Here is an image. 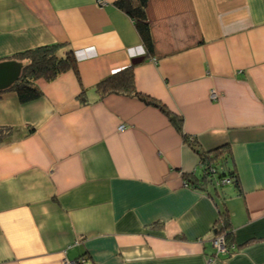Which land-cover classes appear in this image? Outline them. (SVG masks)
I'll use <instances>...</instances> for the list:
<instances>
[{
    "label": "crops",
    "instance_id": "0c3cea01",
    "mask_svg": "<svg viewBox=\"0 0 264 264\" xmlns=\"http://www.w3.org/2000/svg\"><path fill=\"white\" fill-rule=\"evenodd\" d=\"M116 1L0 0V61L60 43L78 70L0 93V264H264V0H148L134 85L167 111L96 90L144 47ZM218 147L235 177L202 185Z\"/></svg>",
    "mask_w": 264,
    "mask_h": 264
},
{
    "label": "trees",
    "instance_id": "16d2710c",
    "mask_svg": "<svg viewBox=\"0 0 264 264\" xmlns=\"http://www.w3.org/2000/svg\"><path fill=\"white\" fill-rule=\"evenodd\" d=\"M147 2L148 0H118L115 4L124 10L132 19L135 28L141 36L144 46L143 48L145 50V57L148 58L153 52L154 45L146 15ZM61 47L62 45L60 43L45 44L18 51L9 57H6V59H14L23 64L19 78L6 90L15 92L21 102H27L41 96L42 91L37 84V80L41 78L50 81L71 69L78 77L76 59L73 51L65 50L63 53H60L59 48ZM96 90L99 92L100 96L107 92H131L141 98L144 102L155 105L163 111H167V109L158 101L145 95H141L138 91H136L132 64L101 79L96 85ZM3 91H0V93ZM82 94H84V91H81V95ZM168 116L177 131L182 133V118L172 113H169ZM8 133L9 131L6 129L0 128V140L7 136ZM184 137L186 141L189 140V137ZM221 148L222 147H218L209 151L213 152V155H206L205 153L201 154L200 163L203 168L200 174L199 182L202 185H210L212 183L215 184L214 178H216L217 181H221V178H219L221 176L223 178L230 179L235 177L234 172L230 168L227 167V172L223 169L219 170L217 168V165H220L221 167L224 165L221 161L219 162V160L223 159L225 161V158H227L225 150L223 153L219 152ZM212 168L215 169V171H212ZM227 227V219L225 215L222 216V219H220L218 230L224 231ZM225 234V240L228 244L232 241V233L227 232Z\"/></svg>",
    "mask_w": 264,
    "mask_h": 264
},
{
    "label": "water",
    "instance_id": "95a60500",
    "mask_svg": "<svg viewBox=\"0 0 264 264\" xmlns=\"http://www.w3.org/2000/svg\"><path fill=\"white\" fill-rule=\"evenodd\" d=\"M144 59L143 56H135L132 64H137ZM23 64L14 59L0 61V91L8 89L20 76Z\"/></svg>",
    "mask_w": 264,
    "mask_h": 264
},
{
    "label": "built area",
    "instance_id": "2783aa9c",
    "mask_svg": "<svg viewBox=\"0 0 264 264\" xmlns=\"http://www.w3.org/2000/svg\"><path fill=\"white\" fill-rule=\"evenodd\" d=\"M141 52V51H140ZM136 53H132L131 54V56H134ZM120 69V67H117V66H114V67H112V69H111V72H116L117 70H119ZM210 96H211V98H213V99H215L216 97H217V93H216V91L215 90H211V92H210ZM124 126L123 125H121V126H119V129H122ZM224 180H221V182H225V183H227V182H229L230 180H229V178H223ZM219 236H223L224 237V235L223 234H221V235H217L216 236V238L214 237L213 238V245L218 249V250H225V249H221V242H222V238L221 237H219ZM224 239H225V237H224ZM225 243H226V240H225ZM211 261H208V263H210ZM68 264H74V263H72V262H67Z\"/></svg>",
    "mask_w": 264,
    "mask_h": 264
},
{
    "label": "bare ground",
    "instance_id": "6f19581e",
    "mask_svg": "<svg viewBox=\"0 0 264 264\" xmlns=\"http://www.w3.org/2000/svg\"><path fill=\"white\" fill-rule=\"evenodd\" d=\"M201 164V163H200ZM212 171H215V169H211ZM219 178H221V180H224L223 179V177L221 176V177H219ZM229 180L231 181V179L229 178ZM229 181V182H230ZM218 183V182H221V181H215V183ZM229 182H227V183H229ZM223 183V182H222ZM225 183V182H224ZM186 184V183H185ZM213 231L215 232V234H214V236L213 237H215L216 236V234H219L220 233V231L218 230V228H216V227H214V225H213ZM227 232H231L230 230H224V233H223V235H224V237H225V233H227ZM232 233V232H231ZM232 236H233V233H232ZM219 237H221L222 238V242H221V249H225L226 248V244H225V239H224V237L223 236H219ZM227 243V242H226ZM230 244L232 245V247H235V243L234 242H230ZM227 250V249H226ZM209 261V260H208ZM211 263V262H210Z\"/></svg>",
    "mask_w": 264,
    "mask_h": 264
},
{
    "label": "rangeland",
    "instance_id": "374dc122",
    "mask_svg": "<svg viewBox=\"0 0 264 264\" xmlns=\"http://www.w3.org/2000/svg\"><path fill=\"white\" fill-rule=\"evenodd\" d=\"M141 49H142V52H143V54H144V53H145L144 48L141 47ZM144 56H145V54H144ZM149 60L152 61V62H156V61H155L156 59L153 58V57H150ZM217 166H218L219 168H221L220 165H217ZM217 185H218V184H217ZM223 233H224V231H220V233H219V234H216V236H217V235H221V234H223ZM216 236H215V238H216ZM213 238H214V237H213ZM213 238H212V244H213ZM232 242H234V241L232 240ZM234 243H235V242H234ZM225 244H226V248H225V250H222V251H225V252H226V251H229V249L233 248L232 245H231L230 243H228V244L225 243ZM213 246H214V245H213ZM214 247H215V246H214ZM215 248H216V247H215ZM226 249H227V250H226ZM216 251H217V253H219L221 250H218V249L216 248ZM209 261H212V258H211V257L209 258Z\"/></svg>",
    "mask_w": 264,
    "mask_h": 264
},
{
    "label": "clouds",
    "instance_id": "9594fccd",
    "mask_svg": "<svg viewBox=\"0 0 264 264\" xmlns=\"http://www.w3.org/2000/svg\"><path fill=\"white\" fill-rule=\"evenodd\" d=\"M140 51H141V53H139V55L136 53L134 56H131V59H132L133 57H135V56H143L144 54H143L141 48H140ZM131 59L128 61V64H127V65L121 66L119 70H121V69H123V68H125V67H127V66H129V65H131V64H132V63H131ZM119 70H117V71H119ZM117 71H116V72H117ZM116 72H114V73H116ZM111 74H113V72H111ZM212 90H213V89H212ZM210 92H211V91H210Z\"/></svg>",
    "mask_w": 264,
    "mask_h": 264
}]
</instances>
